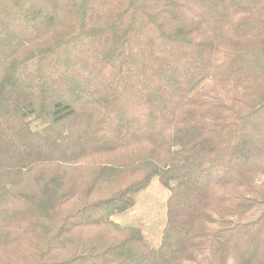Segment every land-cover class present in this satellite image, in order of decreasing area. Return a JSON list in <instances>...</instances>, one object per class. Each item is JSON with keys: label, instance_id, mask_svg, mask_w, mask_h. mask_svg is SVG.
<instances>
[{"label": "trees", "instance_id": "16d2710c", "mask_svg": "<svg viewBox=\"0 0 264 264\" xmlns=\"http://www.w3.org/2000/svg\"><path fill=\"white\" fill-rule=\"evenodd\" d=\"M0 264H264V0H0Z\"/></svg>", "mask_w": 264, "mask_h": 264}, {"label": "rangeland", "instance_id": "374dc122", "mask_svg": "<svg viewBox=\"0 0 264 264\" xmlns=\"http://www.w3.org/2000/svg\"><path fill=\"white\" fill-rule=\"evenodd\" d=\"M169 191L158 180L137 195L135 207L115 216L123 225H141L148 241L152 245L160 242L162 230L166 222V209Z\"/></svg>", "mask_w": 264, "mask_h": 264}]
</instances>
